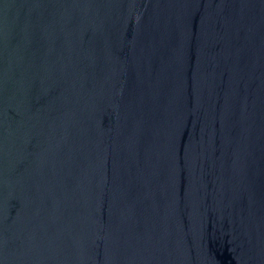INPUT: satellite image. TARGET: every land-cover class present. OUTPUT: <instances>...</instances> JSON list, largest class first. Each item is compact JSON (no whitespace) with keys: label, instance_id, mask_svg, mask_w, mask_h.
Masks as SVG:
<instances>
[{"label":"water","instance_id":"obj_1","mask_svg":"<svg viewBox=\"0 0 264 264\" xmlns=\"http://www.w3.org/2000/svg\"><path fill=\"white\" fill-rule=\"evenodd\" d=\"M0 264H264V0H0Z\"/></svg>","mask_w":264,"mask_h":264}]
</instances>
